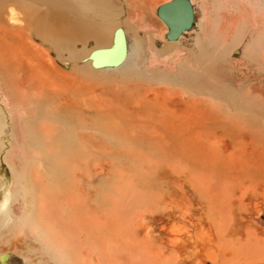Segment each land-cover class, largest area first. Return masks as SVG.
I'll return each mask as SVG.
<instances>
[{
	"label": "bare ground",
	"instance_id": "obj_1",
	"mask_svg": "<svg viewBox=\"0 0 264 264\" xmlns=\"http://www.w3.org/2000/svg\"><path fill=\"white\" fill-rule=\"evenodd\" d=\"M191 2L0 0L5 264H264V0Z\"/></svg>",
	"mask_w": 264,
	"mask_h": 264
},
{
	"label": "water",
	"instance_id": "obj_2",
	"mask_svg": "<svg viewBox=\"0 0 264 264\" xmlns=\"http://www.w3.org/2000/svg\"><path fill=\"white\" fill-rule=\"evenodd\" d=\"M157 16L166 24L168 32L166 38L169 41L178 39L186 30L194 24V8L191 0H170L160 4L157 8ZM117 45L122 47V54L116 60L105 59ZM125 41L121 29L115 33L114 45L108 49L95 50L90 54L94 66L118 65L124 59ZM0 264H5L0 260Z\"/></svg>",
	"mask_w": 264,
	"mask_h": 264
},
{
	"label": "rangeland",
	"instance_id": "obj_3",
	"mask_svg": "<svg viewBox=\"0 0 264 264\" xmlns=\"http://www.w3.org/2000/svg\"><path fill=\"white\" fill-rule=\"evenodd\" d=\"M168 1H169V0H161V2H160V0H158V5L163 4V3H165V2H168ZM197 2H198V3L200 2L199 4H198V3H197V4H198V6H199V8H200V9H199L200 14L203 15V13H205V7L208 6L207 3L209 2V0H208V2H206V0H205L206 3H205L203 0H197ZM203 2H204V3H203ZM201 3H202V4H201ZM200 4H201V5H200ZM203 4H204V5H203ZM203 7H204V8H203ZM215 7H216V5H215ZM202 8H203L204 10H202ZM216 9H217V10H216ZM216 9H215V10H216V11H215V15H216L215 18L218 19V17L220 18V15L222 14V10H220V9L217 8V7H216ZM201 10H202L203 12H202ZM219 27H220V26H219Z\"/></svg>",
	"mask_w": 264,
	"mask_h": 264
}]
</instances>
